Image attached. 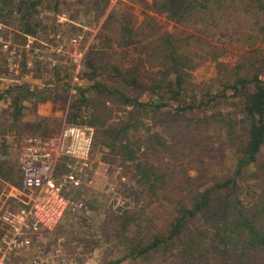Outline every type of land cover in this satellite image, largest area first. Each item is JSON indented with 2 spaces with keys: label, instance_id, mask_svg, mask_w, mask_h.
I'll return each instance as SVG.
<instances>
[{
  "label": "trees",
  "instance_id": "1",
  "mask_svg": "<svg viewBox=\"0 0 264 264\" xmlns=\"http://www.w3.org/2000/svg\"><path fill=\"white\" fill-rule=\"evenodd\" d=\"M70 5L82 6L96 19L105 17L103 27L112 24L109 30L124 40V46L139 45L140 53L151 59V66L158 67L148 83L139 78L136 67H114L113 71L123 87L147 92L158 102L140 101L101 80L78 87L80 102L94 112L89 122L96 128L93 147H108L122 154L125 162H133L136 183L141 188L138 199L143 203L136 213L124 206L118 213H108L104 223L109 228L108 236L118 237L125 247L122 258L143 257L152 252L160 253L163 260L169 259L172 264H264V0H155L148 6L153 14L143 13L139 23L123 7L108 12L110 0H0V23L34 35L49 27L40 16L50 9L48 6L59 12ZM157 14H165L175 23V29L158 25ZM232 28L244 31L253 43L234 64L222 65L228 68L224 78L213 79L204 90H196L190 85V72L206 60L197 52L205 45L204 52L211 53L216 49L212 39L220 42L224 35L221 29L231 32ZM217 52L226 54L227 49ZM99 53L101 57L103 51ZM94 60H87V64L92 71H99L94 69ZM89 89L101 102L85 98L84 92ZM229 91L240 99V115L233 114L232 122L221 113L218 117L203 116L200 121L217 118L216 122L225 128V141L220 148L228 147L225 152L230 155L229 170L203 182L209 165L202 158V148L193 150L197 142L188 136L196 133L197 125L190 128L191 120H186L185 112L204 110L214 98L221 101L227 97ZM210 94L213 98H207ZM116 97L125 113L120 123H107L111 111L106 101L113 102L111 98ZM21 100L19 95L11 97L15 115L20 111ZM145 108L157 113L159 120L143 128L134 113ZM182 125L183 128L178 127ZM171 133L174 144L169 142ZM11 174L0 165V176L9 179ZM147 191L149 198L143 195ZM160 214L167 215L163 229L158 227Z\"/></svg>",
  "mask_w": 264,
  "mask_h": 264
},
{
  "label": "rangeland",
  "instance_id": "2",
  "mask_svg": "<svg viewBox=\"0 0 264 264\" xmlns=\"http://www.w3.org/2000/svg\"><path fill=\"white\" fill-rule=\"evenodd\" d=\"M153 1L155 0H110L108 12L123 7L139 23L143 13L153 14L148 8ZM49 2L53 3L54 0ZM48 7L50 9H45L40 16L49 23V27L34 35H25L15 27L0 23V94L3 96L0 100V165L3 169H8L9 174L18 166L19 148L31 136L55 138L67 124L91 126L96 135V128L89 123L94 112L90 106L80 102L78 87H88L94 80H101L109 87H116L120 92L140 101L158 102L157 97L150 96L147 92L123 87L119 78L114 77V67L121 66L136 67L140 73L139 78L145 83L149 82L150 76H154L158 67L151 66V59L140 53L139 45L124 46V40L113 30H109L112 24L102 26L105 24V17L96 19L93 14L86 13L82 6H65L59 12H54L51 6ZM78 10L80 11L76 13ZM155 16L158 25L163 29H175V23L165 14ZM191 31L204 37L196 29ZM221 31L229 37L222 35L220 42L212 39L216 49L205 53L203 45L202 50L197 52L198 55L205 56L206 60L190 72L189 82L196 90H204L211 85L213 79L224 78L228 68L222 65L234 64L239 55L253 43V39L246 37L244 31L239 32L236 28H232L231 32L223 29ZM4 43L15 47L17 54L6 51L3 48ZM220 49H227V53L221 55L217 52ZM261 49L264 54V45ZM100 50L103 51L101 57ZM213 56L218 58L214 60ZM89 59H95L93 66L94 69L99 68V71L94 72L89 68ZM11 62L19 65L15 71L11 70ZM18 87L21 89H17ZM4 88L9 89L3 92ZM17 95L22 100L18 105L20 111L15 115V105L11 102V97ZM84 96L88 101H99L93 89L84 92ZM226 96L221 101L214 98L204 110L200 108L185 112L186 120L199 121L195 125L190 122V128L197 125V131L188 137L195 138L197 142L193 145L194 151L202 148L205 152L202 158L209 167L202 178L203 182H207L213 174L220 176L223 170V173L229 170L227 165L230 164V155L225 152L228 147L225 145L220 148L225 141V128L220 127L219 122H216L217 118L200 122L204 120L203 116L208 115L218 117L221 113L227 115L231 122L233 114L240 115L237 108L240 99L234 97L231 91ZM209 97L213 98V95H207ZM111 99L113 102L110 99L106 101L111 111L107 123L117 124L121 122L125 110L120 108L117 97ZM134 116L143 123V128L154 125L159 120L157 113L148 108L137 109ZM178 127L183 128V125ZM10 135L18 137L14 144L9 142ZM171 137L172 133L168 138L174 144ZM137 155L143 158L139 153ZM179 155L177 151V156ZM123 158L122 154L110 151L108 147L99 144L92 147L90 164L85 170L80 188H68L66 191L82 201L85 209L65 213L52 230L33 236L29 248L12 253V262L22 264L29 258H36L43 260V264H105L111 260L119 261L115 264H172L169 259L163 260L160 253L152 252L143 257L122 258L126 253L125 247L120 245L118 237H109L107 234L109 228L104 223L108 213H118L124 206L136 213L139 205L143 203L138 199L142 193L138 192L141 188L136 183L134 163L125 162ZM186 160L183 159L184 162ZM65 161L63 156L59 158V171L64 170ZM189 172L194 174L193 170ZM15 178L12 174L8 179L10 182L5 181L4 177L0 178V210L6 207L16 212L26 207L27 192ZM147 193L149 192H144L143 195L149 198ZM125 201L128 205L124 204ZM166 217V214L158 215V227L163 229ZM2 229L0 223V231Z\"/></svg>",
  "mask_w": 264,
  "mask_h": 264
},
{
  "label": "built area",
  "instance_id": "3",
  "mask_svg": "<svg viewBox=\"0 0 264 264\" xmlns=\"http://www.w3.org/2000/svg\"><path fill=\"white\" fill-rule=\"evenodd\" d=\"M3 48L16 55V48L4 43ZM15 71L19 65H13ZM94 139L91 126L65 125L57 137L31 136L19 148L18 170L21 187L27 192L21 211L0 210V264H15L13 252L30 247L32 237L52 230L65 213L85 209L82 201L66 191L79 189L90 164ZM17 140V138L15 139ZM63 156L64 170H58ZM43 260L29 258L22 264H43Z\"/></svg>",
  "mask_w": 264,
  "mask_h": 264
},
{
  "label": "crops",
  "instance_id": "4",
  "mask_svg": "<svg viewBox=\"0 0 264 264\" xmlns=\"http://www.w3.org/2000/svg\"><path fill=\"white\" fill-rule=\"evenodd\" d=\"M9 142H10V144H14V141H15V139L16 138H18V137H16L15 135H10L9 137ZM14 171H13V173H12V177H16L15 179H17V180H19V170H18V166L17 167H15V169H13ZM1 177H3V176H0V178ZM5 181H7V182H10V180H8V179H6L5 178ZM2 207H5V206H2Z\"/></svg>",
  "mask_w": 264,
  "mask_h": 264
}]
</instances>
